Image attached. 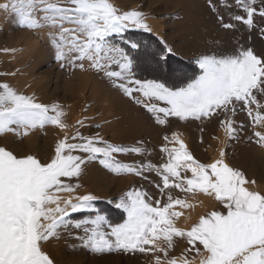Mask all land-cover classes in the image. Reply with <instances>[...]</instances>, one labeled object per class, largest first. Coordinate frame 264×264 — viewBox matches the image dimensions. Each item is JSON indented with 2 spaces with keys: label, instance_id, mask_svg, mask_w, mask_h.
<instances>
[{
  "label": "snow or ice",
  "instance_id": "6c2138e0",
  "mask_svg": "<svg viewBox=\"0 0 264 264\" xmlns=\"http://www.w3.org/2000/svg\"><path fill=\"white\" fill-rule=\"evenodd\" d=\"M207 3L223 29L239 23L264 38V0ZM220 9L238 10L229 17L236 23L226 22ZM0 12L14 15L20 30L46 33L37 39H47L62 69L97 74L157 125L169 124L170 118L217 121L225 147L250 131L247 142L264 148V52L241 45L230 52L200 53L194 61L198 74L188 76L183 68L170 67L175 50L166 41L153 48L137 36L153 32L148 21L154 18L139 7L121 10L113 0H4ZM18 51L23 49H0L12 55ZM242 113L247 123L235 119ZM67 115L59 102H39L35 94L0 82V137L11 135L22 144L48 127L63 133L47 159L0 146V264H55L44 245L61 239L77 241L79 249L95 257L139 254L147 264H264V191L226 161L224 148L218 158L202 163L173 133L164 136L160 152L166 159L159 166L126 164L117 156H143L145 150L111 143L99 131L84 135L79 129L87 127L88 117L69 134ZM92 162L116 176L147 180L145 173L154 172L159 198L141 186L108 200L125 214L122 222H114L98 205L100 197L77 194ZM196 196L220 208L182 227L181 218L190 219L185 213L195 209L191 198ZM179 242L186 246L174 255Z\"/></svg>",
  "mask_w": 264,
  "mask_h": 264
},
{
  "label": "rangeland",
  "instance_id": "374dc122",
  "mask_svg": "<svg viewBox=\"0 0 264 264\" xmlns=\"http://www.w3.org/2000/svg\"><path fill=\"white\" fill-rule=\"evenodd\" d=\"M113 2L121 10L139 7L154 17L148 21L152 28L155 26L153 32H139L137 36L143 37L146 43L151 42L153 48L159 45L161 40L166 41L175 50L170 59V67H181L188 76L198 74L199 69L194 61L200 53L230 52L241 45L252 47L257 53L264 52V38L258 31L250 32L239 23L235 29H223L217 21L216 13L208 7L207 0H113ZM233 11L238 12L236 9ZM233 11L220 9L226 22L236 23L229 20ZM15 20L14 15L6 16L0 12V49H23L15 55L0 52V73L16 72L15 76L0 75V82H8L28 95L35 94L39 102L61 103L68 113L65 119L70 126L69 134L76 131L75 125L78 120L88 117L87 127L79 129L84 135H94L99 131L101 136L111 143L126 147L139 146L145 150L143 156L118 155L117 159L122 163H151L159 166L166 159L160 152L165 143L164 136L171 137L173 133H178L202 163H210L218 148H224L227 153L226 161L244 171L248 178L255 179L257 189L264 191V148L247 142L246 137L251 134L250 131L244 133L245 138L239 143L227 141L228 146L225 147L224 133L217 121L201 124L170 118L169 124L157 125L151 114L112 88L107 80L97 74L91 71L81 72L78 69L75 71L62 69L55 61L47 39H37L38 35L46 33L20 30L15 26ZM171 80L170 83L175 82ZM235 119L247 123L246 114H239ZM97 124L100 125L99 128L95 127ZM201 127L204 129L203 132L200 131ZM62 136L63 133L58 129L48 127L24 138L22 144L19 138L11 135L0 137V146L6 145L16 154L30 152L47 159L54 154L55 143ZM145 175L148 177L147 180L132 175L116 176L103 169L98 162H92L86 169V175L79 181L83 187L77 194L91 192L97 195L100 197L97 203L106 214L114 222H122L125 214L107 201L141 186L154 194V198H159L155 196L158 189L154 186V182L159 178L154 172ZM172 194L181 197L183 195L175 190ZM197 200L199 196L191 198V202L195 204L198 203ZM219 208L220 206L213 201L212 207L205 208L199 215ZM199 215L196 216L197 219ZM196 217L188 226L197 220ZM73 244L77 245L76 250L70 247ZM185 246L183 242H179L173 254L179 255ZM44 251L55 264H147L146 259L139 254L135 257L116 254L95 257L79 249L78 242L72 239L52 240L44 245Z\"/></svg>",
  "mask_w": 264,
  "mask_h": 264
},
{
  "label": "bare ground",
  "instance_id": "6f19581e",
  "mask_svg": "<svg viewBox=\"0 0 264 264\" xmlns=\"http://www.w3.org/2000/svg\"><path fill=\"white\" fill-rule=\"evenodd\" d=\"M155 27V26H154ZM153 27V28H154ZM172 81V80H171ZM222 145V144H221ZM220 145V146H221ZM222 147H219L218 148V150H217V152H216V154L214 155V158L210 161V162H212L213 160H215L216 158H218V156H219V150L221 149ZM203 196H199V200H197L196 202H198L197 204H195L194 202V204L196 205V207H195V209L194 210H188L186 213H185V215L186 216H190V219L189 220H187V222H185V219H184V217H182L181 218V221H180V224H182V226H186V224H187V226L189 225V223H191V221H193V219L197 216V215H199V214H201V213H203L202 212V210L204 211V209L205 208H207V207H212V205H213V201L212 200H209L208 198H203ZM196 199V198H195ZM204 205H205V207H204ZM207 206V207H206ZM179 210V209H178ZM196 219H197V217H196Z\"/></svg>",
  "mask_w": 264,
  "mask_h": 264
}]
</instances>
